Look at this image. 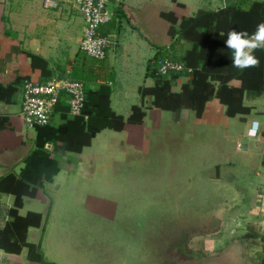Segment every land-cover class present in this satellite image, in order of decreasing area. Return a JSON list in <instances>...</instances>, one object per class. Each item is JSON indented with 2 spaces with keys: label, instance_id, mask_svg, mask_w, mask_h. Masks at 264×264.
<instances>
[{
  "label": "crops",
  "instance_id": "0c3cea01",
  "mask_svg": "<svg viewBox=\"0 0 264 264\" xmlns=\"http://www.w3.org/2000/svg\"><path fill=\"white\" fill-rule=\"evenodd\" d=\"M194 1L114 0L110 7L113 17L100 29L112 43L107 56L98 59L80 55L86 24L69 0H59L55 8L45 7L44 0H0V180L3 187L24 185L39 191L35 196L22 195L18 213L42 215L39 226L28 228L29 245L20 253L0 248L2 263L68 264V254L73 251L82 258L77 251L89 233L112 225L117 208H124L127 216L134 199L146 198L157 189L165 197L173 192L177 202L189 197L195 181L196 201L210 215L216 204H220L218 212L231 213L246 201L252 205L250 212L255 209L264 215V204L254 206L256 196L264 198L263 168L257 167L254 179L248 173L256 167L258 155L264 159V115L232 118L226 106L214 98L197 117L190 109L158 108L153 95L143 97L141 93L142 86L155 84L147 71L157 46L172 42L170 23L161 12L193 15L204 6L192 5ZM205 5L210 7L204 9H218L226 0H210ZM118 53L125 54L126 64L137 73L133 84L128 79L121 82V72L120 77L113 75ZM77 71L87 84L88 117L71 114L69 102L63 98L48 124L27 126L21 112L24 82L17 80L34 77L44 82L52 73L78 77L74 75ZM244 101L264 107V99L253 91L245 93ZM136 105L145 111L142 122L131 120ZM249 130L255 132V139L260 135V144L242 138ZM167 148L171 150L165 156ZM212 154L214 160H208ZM167 163H177L180 173L190 179L165 180L162 171L170 167ZM151 164L153 182L148 184L142 175ZM237 166L244 169L245 182L241 178L221 181L224 173ZM16 199L15 191H0V227L11 219L9 210L16 208ZM217 213L216 231L223 219ZM232 214L233 218L239 215ZM244 239H237L236 247L241 248Z\"/></svg>",
  "mask_w": 264,
  "mask_h": 264
},
{
  "label": "trees",
  "instance_id": "16d2710c",
  "mask_svg": "<svg viewBox=\"0 0 264 264\" xmlns=\"http://www.w3.org/2000/svg\"><path fill=\"white\" fill-rule=\"evenodd\" d=\"M161 16L170 23L168 34L172 42L157 46L155 55L149 60L147 75L154 78L155 84L152 87L142 86L143 97L153 95L156 107L171 111L190 109L197 117L202 116L206 104L214 98H218L226 106V113L232 118L240 119L252 113L264 115V107L244 101L247 91L256 92L259 99H264V50L254 52L260 60L258 66L240 70L232 64V51L224 46L230 30L246 31L251 35L256 31L257 25L264 22V0H226V5L218 9L200 8L189 16H178L170 10L162 11ZM80 55L89 57L83 50ZM167 58L183 63L187 69L192 68V71L161 73L160 65ZM79 73L74 72L78 77L73 78L84 83V112L88 114L91 111L87 109V84ZM52 77L53 73L47 80ZM181 78H185L181 89H173L180 84ZM26 80L43 82L34 77L24 80L19 78L17 81L25 83ZM144 116L142 106H134L131 120L142 122ZM117 117L122 119V116ZM23 186L3 187V181L0 180V191L13 190L17 195L16 208L9 210L11 219L0 227V248L9 253H20L28 246V228L39 226L41 222V213L29 212L26 216L18 213L24 193L31 196L39 194V191Z\"/></svg>",
  "mask_w": 264,
  "mask_h": 264
},
{
  "label": "rangeland",
  "instance_id": "374dc122",
  "mask_svg": "<svg viewBox=\"0 0 264 264\" xmlns=\"http://www.w3.org/2000/svg\"><path fill=\"white\" fill-rule=\"evenodd\" d=\"M113 1L109 3V8ZM209 1L210 0H195L191 4L198 5L199 3H204L202 8H209L210 6L205 5V3H209ZM224 1L225 0H220V3ZM214 3L215 1H213V4ZM197 9L198 8H196V10ZM120 63H123L124 65L121 66ZM115 65L116 67L113 69V75H119L120 77L121 72V82L125 84V80L128 79V82L133 84L136 80L137 73L133 72V67L131 65L126 64L125 54L118 53L115 59ZM184 79L185 78H181L178 87L175 86L173 89H180ZM242 138L246 142L255 141L256 143L253 142L254 144H260V135L255 139V132H253V130H249L248 134H244ZM214 143L211 147L213 150L216 148V144ZM170 150L171 148L166 149L165 156L170 153ZM212 156L215 157V154H212L208 160L213 161L214 157L212 158ZM262 159V155H258L257 159H255L256 167L254 169L252 167L251 169H248L251 179L257 177L256 171L259 165L261 166L260 168H263L262 172L264 173V165L261 162ZM168 165L170 167L168 168L167 166L166 168H163L162 171L165 180L170 178H178L180 180L190 179V177L186 178L184 174L180 173L181 168H179V166L177 167V163ZM152 169L153 167L151 164L147 174L143 173L142 175V180L148 181V184L153 182L151 180L153 178V175L151 174ZM243 170L244 169L241 166H237L236 169H231L228 174L224 173L221 181L226 183L241 178L245 182L246 180L243 178L242 173ZM171 173L172 177H168ZM137 182L141 184L139 179ZM196 185L197 181H195V186L192 192L189 193V197H184L177 202H174V199H172L176 195L173 192H170V197H168V195L165 197L157 189L155 191L157 193L150 194L146 198L142 196L134 199L131 202V209L125 213L127 216L123 215L124 208H117L115 221L111 222L112 225L105 224L102 230L98 229L93 233H89L83 243V247L81 249L79 248V251H77V255L82 258H77L73 251L68 254V264H71L73 261H77L79 264H202L199 256H197L196 259L184 258L187 254L181 252L180 246L182 245L178 242L181 241V239H183V241L186 240L187 242L188 240L191 241L195 234L192 235L180 229L184 228V225L189 224L188 226H191L193 223L192 221H194L195 218L199 220L203 219V217H206V214L209 212L208 208H206L202 202L196 201L199 200L196 197V195L198 196L199 194ZM239 186L242 185L239 184ZM131 187L133 191H137L136 184H132ZM149 187L152 186H148L147 188ZM229 188L235 189V186ZM211 195L212 194L209 193V198H211ZM248 197L251 198V196ZM253 197L254 194L252 199ZM217 201L218 200H214L213 202L216 203ZM260 203H262L261 205L264 204V198L256 196L254 206ZM217 206L219 205L216 204L213 213L217 210ZM251 206L252 205H249L248 201H246L243 206H238L240 209H232L231 213L229 210H221V212L217 213L218 217L222 218L223 216L222 221H220V227L218 228L220 230L216 231L217 226H215L214 229H216V232L213 231V233L203 235L206 236L205 239L208 240L210 244H216L212 245L213 249L221 245L225 246V248L229 247L227 252L232 258L233 263H235V261L239 262L236 264H263L264 215L257 213V210L255 209L254 211H251V213L249 211ZM232 213L239 215H235L233 218ZM226 231L230 233L229 236ZM187 235L192 236L191 238H186ZM172 236L177 237L178 239L174 238V244L166 246V252L168 254H176V256L171 255L164 259H161L160 257L155 258V253H157L158 256V250L161 249V247L157 249L158 244L162 245V241L170 239ZM241 236L245 237L243 246L241 247L242 249L236 247V240L240 239ZM210 239L212 241H210ZM145 243L147 247L145 246ZM154 246L155 249H153ZM191 246L192 248L194 247L193 245ZM215 249L216 250L214 251L218 250V248ZM178 255L181 257L179 258ZM211 261L213 264H216V261Z\"/></svg>",
  "mask_w": 264,
  "mask_h": 264
},
{
  "label": "built area",
  "instance_id": "2783aa9c",
  "mask_svg": "<svg viewBox=\"0 0 264 264\" xmlns=\"http://www.w3.org/2000/svg\"><path fill=\"white\" fill-rule=\"evenodd\" d=\"M111 1L113 0H69L85 20L86 27L80 48L90 57L103 59L108 54L112 40L110 36L102 34L100 29L113 17L109 8ZM44 5L47 8H55L59 6V0H44ZM186 70L191 72L192 68L187 69L183 63L171 58L165 59L160 65V72L163 74ZM63 98H67L71 114L88 117L84 112L86 91L82 81L70 75L59 74L45 82L26 80L23 86L21 112L27 126L34 128L48 124L55 106ZM0 264H4L1 259Z\"/></svg>",
  "mask_w": 264,
  "mask_h": 264
},
{
  "label": "flooded vegetation",
  "instance_id": "af4514ba",
  "mask_svg": "<svg viewBox=\"0 0 264 264\" xmlns=\"http://www.w3.org/2000/svg\"><path fill=\"white\" fill-rule=\"evenodd\" d=\"M220 206V204H219ZM217 206V210L216 212H214V214H208L206 215V217H203V219H196L194 221H192V225L188 226V225H184L185 227L180 229L183 230L184 232H188L190 234H195L193 239L190 241L188 240V242L186 240L183 241V239H181V241H178L182 246H180V250L183 254H187L184 256V258H194L196 259L197 256L200 257V261L202 264H213V262L211 260L216 261V264H236L239 262L233 263L232 258L229 256L227 250H229L228 248H225V246L221 245V246H217L215 248H218L217 251L215 248L213 249L212 246L209 244L208 240H206V236L203 235H208L210 233H212L213 231H215V220L217 219L216 213L219 211ZM187 226V227H186ZM201 232V233H198ZM192 235H187L186 238H191ZM174 237L172 236L170 239H166L164 241H162V245L158 244L157 249L159 247H161L160 250H158V256L157 253H155V258L160 257L161 259L164 258H168V256H176V254H168L166 252V246L167 245H171L174 244ZM178 239V238H177ZM156 245V244H154ZM193 245L194 247L192 248ZM216 245V244H215ZM238 245V243H237ZM236 245V246H237ZM146 246V243H145ZM147 247V246H146ZM239 247V246H238ZM153 249H155V246L153 247ZM179 250V249H178ZM193 256V257H192ZM178 257L180 258L181 256L178 255ZM153 258V259H155ZM242 262V261H241ZM149 264V263H148ZM263 264H264V258H263Z\"/></svg>",
  "mask_w": 264,
  "mask_h": 264
},
{
  "label": "clouds",
  "instance_id": "9594fccd",
  "mask_svg": "<svg viewBox=\"0 0 264 264\" xmlns=\"http://www.w3.org/2000/svg\"><path fill=\"white\" fill-rule=\"evenodd\" d=\"M225 48L233 53L232 64L244 70L256 67L260 60L254 55L256 50H264V22L257 25L256 31L249 35L246 31L230 30L224 40Z\"/></svg>",
  "mask_w": 264,
  "mask_h": 264
}]
</instances>
